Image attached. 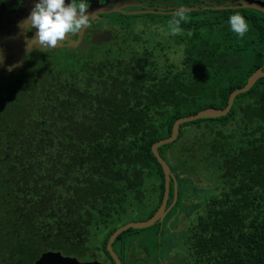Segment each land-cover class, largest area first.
<instances>
[{"label":"trees","instance_id":"trees-1","mask_svg":"<svg viewBox=\"0 0 264 264\" xmlns=\"http://www.w3.org/2000/svg\"><path fill=\"white\" fill-rule=\"evenodd\" d=\"M235 12L248 24L243 37L222 23L212 40L188 23L189 45L198 41L200 51L193 71L182 73L181 63L148 48L139 58L114 54L104 67H81L75 89L69 75H52L47 90L41 82L19 105L0 109V264L106 250L133 207L147 208L145 219L154 215L165 176L153 144L172 134L177 119L225 108L264 68V14ZM159 152L181 204L185 182L201 171L211 176L212 193L188 226V264H264V78L237 96L228 115L182 124Z\"/></svg>","mask_w":264,"mask_h":264},{"label":"flooded vegetation","instance_id":"flooded-vegetation-1","mask_svg":"<svg viewBox=\"0 0 264 264\" xmlns=\"http://www.w3.org/2000/svg\"><path fill=\"white\" fill-rule=\"evenodd\" d=\"M235 2L236 0H89L86 11L94 13V19L88 29L78 37H73L74 40H79L78 45L68 47L65 43L55 49L41 51L39 48L29 47L35 30L26 31L21 25L34 0H0V109H11L19 105L30 88L36 85L41 87V82L45 83L44 89L47 90V78L52 75H69L68 84L75 89L74 77L81 67H104V58L114 54L123 59L139 58L137 55L148 48L155 55L171 58L173 60L170 61L176 64L181 63L179 67L182 73L193 71L194 60L199 58L200 51L195 48L198 41L195 43L192 40L193 46L189 45L195 29L189 28L188 23H193L197 31L208 30L212 40L220 38L222 23L227 22V19L221 22L220 13L233 10V14L238 9L217 7L235 5ZM177 8H183L186 16L180 23L181 34L173 36L168 32L167 23L174 18ZM237 58L239 55H236ZM173 199L170 200L169 196L167 208ZM177 202L178 198L164 220L155 224L159 225L157 234L151 233L148 238L141 234L147 228L133 229L125 237H118L114 241L113 248L121 264H188L186 243L193 213L181 210ZM183 202L187 206L191 204L186 198H183ZM164 241L166 243L162 244ZM107 243L106 250L88 252L78 259L81 262L117 264L107 250ZM42 254L38 257L33 255L32 264H36ZM9 258L13 259L12 256Z\"/></svg>","mask_w":264,"mask_h":264},{"label":"clouds","instance_id":"clouds-1","mask_svg":"<svg viewBox=\"0 0 264 264\" xmlns=\"http://www.w3.org/2000/svg\"><path fill=\"white\" fill-rule=\"evenodd\" d=\"M88 7L89 0H68L67 3L65 0H34L28 15L21 22L24 30H35L29 47L47 51L65 43L68 47L77 46L79 40H74L73 37H78L88 29L94 19V13L86 11ZM185 16L183 8L176 9L174 18L167 23L170 35L181 34L180 23ZM227 26L237 37H243L248 31V24L239 12L228 16Z\"/></svg>","mask_w":264,"mask_h":264},{"label":"water","instance_id":"water-1","mask_svg":"<svg viewBox=\"0 0 264 264\" xmlns=\"http://www.w3.org/2000/svg\"><path fill=\"white\" fill-rule=\"evenodd\" d=\"M224 8H230V9H240V8H247V9H254L257 11H260L264 13V1L263 0H236L235 5H229V6H218L217 9H224ZM264 78V68L261 67L257 69L255 72H253L249 78L247 79V83L244 87L234 90L228 100V104L225 108H206L201 111H199L196 114L181 117L176 120V122L173 125L172 134L160 141H157L152 146V151L154 155L156 156L159 163L162 165L164 176H165V193L164 198L162 201L161 206L157 209L155 214L150 217L149 219L143 220V221H131L129 223H126L116 229L112 235L110 236L108 243H107V250L110 252L112 257L115 259L117 264H121L120 259L115 252L113 248L114 241L125 231L129 229H145L149 228L153 225H155L158 221H163L166 217L168 211L174 206V204L177 201L178 198V182L176 179V176L172 172V169L170 167V164L165 160V158L161 155L159 152V148L162 145L170 144L175 142L179 135H180V128L181 125L186 122L196 121L203 118H220L223 116H226L230 113L235 100L238 95L243 94L247 91H249L258 80ZM198 175H195V181L198 182L200 179ZM173 179L174 182V199L171 204L167 208L169 196H170V190H171V181ZM36 264H102L99 261H93V262H81L77 257L74 256H66L63 255L60 251H48L41 255V257L37 260Z\"/></svg>","mask_w":264,"mask_h":264},{"label":"rangeland","instance_id":"rangeland-1","mask_svg":"<svg viewBox=\"0 0 264 264\" xmlns=\"http://www.w3.org/2000/svg\"><path fill=\"white\" fill-rule=\"evenodd\" d=\"M221 22H223V21H221ZM225 23H227V22H225ZM195 175H198L201 180L198 181L197 183L194 182V179H193L194 175H193L192 179H190L189 182H185L183 184V185H187V187L184 188L185 189L184 192L182 189V192H181L182 198H180L182 201H183V198H186L188 201H190L191 204H189V206L181 204L179 202V198H178V202H177L178 207L181 208V210H188V211H191L192 213L199 211V209L202 207L203 201L207 197V194L212 193V185L209 182L211 180L210 173L208 174L206 172L201 171L199 174H195ZM214 178L216 179V177H214ZM188 191H191L192 193L188 192ZM171 204H170V206H171ZM133 211L134 212H130L124 216V218L121 221V222H124L123 224L129 223L131 221H143V220H145L147 208L144 209L142 212H140V210L136 211L135 208L133 207ZM188 214H190V212H188ZM186 225H187V223H186ZM158 230H159V225H155V226L153 225V227L145 229L143 231L144 233H141V234L146 235V237L150 238L151 237L150 234L151 233L157 234ZM130 232H132V231H130ZM140 232H142V231H140ZM164 243H166V242L165 241L162 242V244H164ZM169 243L170 242H168V244Z\"/></svg>","mask_w":264,"mask_h":264}]
</instances>
